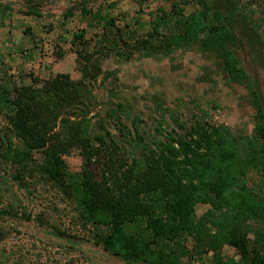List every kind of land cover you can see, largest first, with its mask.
<instances>
[{
    "label": "trees",
    "instance_id": "trees-1",
    "mask_svg": "<svg viewBox=\"0 0 264 264\" xmlns=\"http://www.w3.org/2000/svg\"><path fill=\"white\" fill-rule=\"evenodd\" d=\"M205 2L200 17L181 9L164 13L155 23L157 40L143 39V46L151 55L202 36L205 47L212 43L227 77L252 87L256 123L251 135L238 136L224 124L176 120L177 129L147 138L141 120L121 102L111 108L108 120H94L91 79L73 80L68 73H58L40 87L34 78L31 85L16 88L13 97L1 94L9 126L0 134V169L10 162L16 166L13 178L25 189L42 183L62 193L83 228L103 227L93 230L95 243L107 250L116 245L114 253L129 264H195V256L208 252L217 264H228L220 254L226 243L238 250L240 264H264V194L247 181L251 170L264 171L263 91L232 46L237 39L235 5L231 0ZM243 25L251 39L263 43L259 33ZM104 26L112 31L114 18ZM84 37V31L75 36ZM119 41L129 43L122 35L109 42ZM77 53L87 77L96 79L102 70L93 55L86 48ZM25 125L30 126L27 135L18 130ZM13 137L19 146L13 145ZM73 146L86 160L79 173L71 172L64 159ZM33 151L43 160L35 161ZM102 159L107 168L90 173L89 167ZM201 203L210 208L198 216ZM1 212L14 214L13 208Z\"/></svg>",
    "mask_w": 264,
    "mask_h": 264
},
{
    "label": "rangeland",
    "instance_id": "rangeland-1",
    "mask_svg": "<svg viewBox=\"0 0 264 264\" xmlns=\"http://www.w3.org/2000/svg\"><path fill=\"white\" fill-rule=\"evenodd\" d=\"M205 1L0 0V99L2 93L13 97L16 88L31 85L34 78L40 87L44 80L68 73L73 80L91 79L96 99L91 113L94 120H108L111 108L121 102L141 120L140 128L147 138L158 136L166 128L177 129L176 120L224 124L238 136L251 135L256 123L252 87L227 77L212 43L205 47L202 36L151 55L143 46V39L157 40L155 23L164 13L181 9L200 17ZM231 1L235 5L232 18L238 21L232 46L240 64L259 80L264 96V0ZM112 17L115 27L111 31L104 23ZM243 22L259 33L263 43L249 37ZM82 31L83 40L75 38ZM120 35L129 43L109 42ZM81 48H86L101 67L96 79L87 77L77 53ZM1 100L3 134L9 122ZM126 122L132 127L131 119ZM18 130L27 135L30 126ZM11 142L20 145L14 137ZM32 157L37 162L43 160L37 151ZM64 159L73 173L81 172L86 164L78 146L71 147ZM15 168L3 162L0 169V264H129L114 253L116 245L107 250L95 243L93 232L102 231V226L83 228L77 222L74 205L62 193L42 183L25 189L13 178ZM104 168L107 161L102 159L90 166L89 172L96 175ZM247 181L264 194V171L251 170ZM4 208H13L14 214L2 213ZM208 208L210 204H198L197 215ZM250 236L255 237L253 231ZM220 254L228 264H240L234 246L224 244ZM193 262L217 264L213 252L197 255Z\"/></svg>",
    "mask_w": 264,
    "mask_h": 264
}]
</instances>
